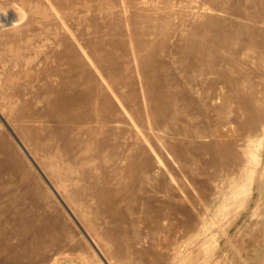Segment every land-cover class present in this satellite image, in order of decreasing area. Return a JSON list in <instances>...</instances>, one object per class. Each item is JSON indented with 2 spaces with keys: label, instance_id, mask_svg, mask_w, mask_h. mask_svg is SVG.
Listing matches in <instances>:
<instances>
[{
  "label": "rangeland",
  "instance_id": "1",
  "mask_svg": "<svg viewBox=\"0 0 264 264\" xmlns=\"http://www.w3.org/2000/svg\"><path fill=\"white\" fill-rule=\"evenodd\" d=\"M0 264H264V0H0Z\"/></svg>",
  "mask_w": 264,
  "mask_h": 264
},
{
  "label": "bare ground",
  "instance_id": "2",
  "mask_svg": "<svg viewBox=\"0 0 264 264\" xmlns=\"http://www.w3.org/2000/svg\"><path fill=\"white\" fill-rule=\"evenodd\" d=\"M72 103H75V100H70L69 104L71 105Z\"/></svg>",
  "mask_w": 264,
  "mask_h": 264
}]
</instances>
